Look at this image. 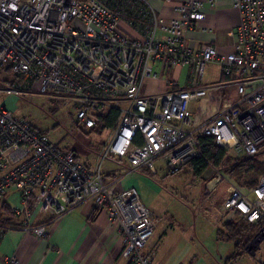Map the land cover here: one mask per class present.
Returning <instances> with one entry per match:
<instances>
[{
	"label": "built area",
	"instance_id": "1",
	"mask_svg": "<svg viewBox=\"0 0 264 264\" xmlns=\"http://www.w3.org/2000/svg\"><path fill=\"white\" fill-rule=\"evenodd\" d=\"M129 1L134 0H0V68L9 66L17 77L0 93H37L70 106L81 132L108 131L96 164L88 166L74 152L60 151L0 100V196L9 189L21 192L20 203L10 210L38 237L46 235L49 222L30 225L33 213L53 221L86 202L106 208L121 228L122 256L132 264H153L145 247L160 218L135 187L115 191L103 180L101 165L110 158L124 162L128 173H175L202 157V134L238 156L259 152L264 145V1L232 0L239 21L228 31L234 42L225 53L188 44L198 39L195 30L204 29L198 25L206 17L202 0H166L173 3L170 18L149 8L150 26L142 37L120 29ZM139 1L147 7L146 0ZM216 1L207 0L211 6ZM155 62L175 70L186 67L189 87L143 93L144 80L157 78ZM211 64L220 67L224 80L197 85ZM230 88L237 98L221 101L222 90ZM197 100L199 112L193 113L191 103ZM112 110L117 115L108 127L103 116ZM212 169L198 213L208 219L210 211L217 212L218 226L233 218L264 225V175L246 190ZM254 257L264 264V244ZM6 264H19L18 258L12 255Z\"/></svg>",
	"mask_w": 264,
	"mask_h": 264
},
{
	"label": "crops",
	"instance_id": "2",
	"mask_svg": "<svg viewBox=\"0 0 264 264\" xmlns=\"http://www.w3.org/2000/svg\"><path fill=\"white\" fill-rule=\"evenodd\" d=\"M146 1L147 7L139 0L127 3L125 17L120 22V29L130 37L146 35L150 26V14L146 13L149 8L165 18H170L173 15V3L171 1ZM202 11L206 13V17L198 21V25L204 29L195 30L194 33L198 39L189 40L188 44L196 50L202 45H212L220 52H229L234 38L228 34V31L235 28L239 21V13L232 7V0H217L213 6L209 5L207 0H202ZM153 65L154 68L160 65L165 70L172 71V76L168 79L159 80L157 74L156 79H149L147 84H143V93H162L168 88L189 87L186 67L175 70L162 65L160 62H155ZM204 76L207 85L224 80L217 64L206 66ZM172 77L177 80L176 83L172 81ZM179 85L180 87H178ZM230 89L229 92L225 89L222 90L224 96L226 93L231 95L225 100L223 97L221 101L237 98L235 89ZM218 103L220 104V101ZM192 105L196 109L195 112L191 109L192 112L198 113V100L192 102ZM210 105H212L211 102ZM206 106V100H203L202 108L204 109ZM104 131L106 130H101V133ZM83 139L85 138L78 134L76 137L77 144H73L66 150L74 152L78 161L80 155L87 156L84 149L85 140ZM59 150L63 151L62 149ZM107 159L109 161L105 169L102 168L101 170L102 177L105 182L112 183L115 191L135 187L139 192L140 184L149 182V179L143 174V171L146 170L128 173L124 162L116 164L112 159ZM85 162V165L94 166L96 161L87 159ZM209 168L212 169L213 166L209 165L206 170ZM20 200L21 192L16 189H9L0 196V221L3 219V223L6 224L5 227L0 226V264H6V259L12 255L18 258L19 264H132L121 254L122 231L118 221L108 214L106 208H94L90 202H86L49 222L46 235L38 237L24 229L25 225L22 218L9 212V208L12 205H18ZM199 203L200 200L197 198L195 205L197 216L217 229L219 226L213 220L219 214L215 212L212 215V211H210L207 214L208 219L203 218L196 209ZM207 209L210 210L211 207ZM47 220L48 216L33 213L30 218V225H38ZM232 220L240 219L233 218ZM216 229L215 236L217 237ZM204 233L203 225L201 223L197 225L194 215L193 222L185 225L178 223L175 218L170 221H163L160 218L154 230L157 240L155 238L153 242L149 243L145 247V251H152L153 264H211L205 257L204 249L207 247L197 245V242L202 240H199L198 236L202 237Z\"/></svg>",
	"mask_w": 264,
	"mask_h": 264
},
{
	"label": "rangeland",
	"instance_id": "3",
	"mask_svg": "<svg viewBox=\"0 0 264 264\" xmlns=\"http://www.w3.org/2000/svg\"><path fill=\"white\" fill-rule=\"evenodd\" d=\"M154 71L157 72L159 80L168 79L172 76V71H167L160 65L155 67ZM16 78L11 70L0 68V87H3L4 80L7 79L12 82ZM149 81V79H145L144 84ZM206 82L205 76L196 80V84L199 86L207 85ZM230 95V93H226L223 99L229 98ZM0 100L8 107H12L18 117L25 119L38 130L45 132L51 142L63 151L69 149L73 144H77L76 137L81 134L85 138L83 140H85L84 149L87 156L80 155L79 162L85 164L87 159L98 160L102 150L100 147L108 137V132L104 131L101 134L91 132L88 135L81 132L77 126L74 111L70 106H60L58 101H50L37 93L26 96H7L5 93H0ZM194 107L192 105L191 109L195 112ZM87 142L88 144H86ZM86 152H84L85 155ZM258 158L264 159V149L259 150ZM108 161L107 158L103 161L101 165L103 170ZM195 172L196 167L192 163L185 164L178 172L170 174L162 171L158 174H151L148 171H143L149 182L140 184L139 196L141 201L154 215H157L163 221H170L175 218L178 223L185 225L193 222L194 215L197 225L201 223L205 230L202 237L198 236V239L202 240L198 241L197 245L207 247L204 249L205 257L211 264H259L254 254L264 244V225L260 226L244 246L245 252L233 256V243L218 242L215 236L216 228L211 226L210 223H206L204 219V221L200 219L195 212L196 200L197 198L200 201L204 199L206 192H204V186L213 176V170L209 168L200 175ZM48 218L51 217L48 216ZM41 224H45V222ZM155 238L157 240L154 234L150 243ZM125 259L129 261L127 258Z\"/></svg>",
	"mask_w": 264,
	"mask_h": 264
},
{
	"label": "trees",
	"instance_id": "4",
	"mask_svg": "<svg viewBox=\"0 0 264 264\" xmlns=\"http://www.w3.org/2000/svg\"><path fill=\"white\" fill-rule=\"evenodd\" d=\"M4 69L10 70V67L6 66L4 67ZM3 82L4 84H8L11 81L6 79ZM116 115L117 112L112 110L109 116H103V119L106 122L107 126L114 124ZM31 126L35 128L32 124ZM93 131L98 134L101 133V129L94 128L92 130L85 131L84 134L88 135ZM200 148L202 151V157L189 160L185 163H192L196 167V174L200 175L204 170L207 169L209 165H211L218 168L222 173L227 175L237 186L246 190L255 187L258 183L259 178L264 175V159H259L258 153L253 156L235 155L231 150L219 146L215 142V139L212 135L205 134L200 135ZM261 149H264V145L260 148V150ZM185 164H183L181 168ZM9 212L14 215L11 212L10 208ZM50 221H52V218H48L45 223H48ZM0 226H6V224L3 223V219H1L0 221ZM260 226V223H250L245 220H230L225 224L217 227V239L233 243V256L234 254L237 256L245 252L244 246L248 243L254 233L260 228Z\"/></svg>",
	"mask_w": 264,
	"mask_h": 264
}]
</instances>
